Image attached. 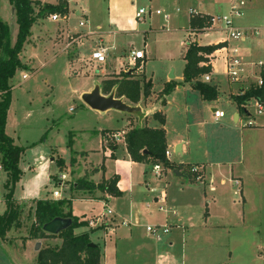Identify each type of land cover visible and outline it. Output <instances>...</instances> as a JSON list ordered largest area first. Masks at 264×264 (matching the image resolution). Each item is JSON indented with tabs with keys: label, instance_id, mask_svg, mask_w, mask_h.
I'll list each match as a JSON object with an SVG mask.
<instances>
[{
	"label": "rangeland",
	"instance_id": "1",
	"mask_svg": "<svg viewBox=\"0 0 264 264\" xmlns=\"http://www.w3.org/2000/svg\"><path fill=\"white\" fill-rule=\"evenodd\" d=\"M31 1L38 2L40 5L42 4L39 0ZM102 1L85 0L81 2L80 0H74V3L71 2L70 7L75 8L76 4L77 6L83 7L85 4L91 8V11L87 14L88 21L84 27H79L78 22H83L87 19L83 18L80 20L73 17L69 20L68 31L63 29V34L58 29H53L54 25L47 24L50 23L47 18L38 19L33 25L35 27H32L33 32L30 33V36L36 34L38 28L42 26L43 34L38 40V42L42 43L34 48L30 43L32 39L29 37L28 44L26 43L24 45L20 54L21 63L28 70L18 71L10 81L12 98L7 120V129L5 131L6 135L14 140V145L25 149L19 163L21 177L19 182L16 183L13 192L14 197L18 200L28 198L42 199L45 197L46 192L51 191L52 188L46 182L47 176L55 172V166L50 164V151L51 149H55L67 161L69 159V152L66 146L69 133L72 136L74 135L73 137L71 136V139L73 138L74 141L73 151H84L88 153L92 162L96 165L102 161L101 154L97 152L99 150L98 140L95 137L86 138L80 135L79 131L89 128H95L96 130L97 128H111L114 130L124 128L123 130L126 131L129 128L126 126V117H121L116 113H108L104 117H99L89 110L81 109V107L85 106L80 100V96L84 90L99 82L98 78L101 77L99 72L103 73L104 71L107 73L99 83L100 88L103 83L120 80L124 71H126L127 75L133 74L134 79L141 83L148 80L150 82L152 81L151 83H154L155 88L152 87L145 98L141 97L137 105H131L125 100L122 101L131 107H161V102L165 100L162 93L163 89L159 90L162 82L171 73H174L178 78L181 77L183 68L181 55L183 52L182 47L185 46L187 39L186 28H188L191 17H196L191 16L189 11L193 9L198 12L200 10L198 5L201 3L206 5L208 2L216 3L222 1L224 4L228 3V6H230V0H133L129 2L130 11L134 8L136 12L139 9H143L146 11V14L141 20L137 21L134 13L131 14L130 12L129 15L127 14L122 17L121 20L124 21V24L120 28L119 26H110L109 16L104 11ZM48 2L54 4L55 0H48ZM246 2L247 4L242 17L234 20L236 27H238L237 24L254 18L255 16L264 17V0H250V2L246 0ZM0 8L4 9V11L7 8L5 13H2V17L10 28L12 42L14 43L17 26L15 21L12 22L10 19L11 13L8 1L0 0ZM37 9L35 7V12ZM209 10L211 13L215 12L213 9ZM156 11H159L160 15H156ZM210 11L207 12L210 13ZM60 17L57 15V21L53 23L58 24ZM97 25L100 26L101 32H114L115 34L114 37L110 36L107 39L108 44L115 46L114 50L111 51V57L108 56L106 62L101 65L93 62L90 57L91 53L100 46L95 48L92 42L85 41L83 43V39L86 37L82 34L90 32L96 33L95 27ZM258 25L261 24L259 23ZM204 28L189 27L188 33L193 35L206 33L198 37L200 43L203 45H208V43L215 42L220 38V34L208 33L212 31H204ZM57 43L61 47L58 51L76 50L77 54H71L69 58L71 61L70 64H68L67 53H63L53 62L45 64L53 51H56ZM123 50L127 52L129 50L142 51L144 54V64L139 63L138 68L137 62H133L132 65L129 63L122 64V67L117 69L124 59L118 58L117 56L116 58L114 57ZM31 67L35 70H32ZM112 67L117 70H111ZM37 68L39 70L34 73ZM23 76L27 77L26 81L23 80ZM251 83H253V80L248 78L240 81L237 85L240 86V90L246 91ZM221 92H223L222 89ZM223 97L224 94L221 93L220 102L217 107L229 119L230 114L233 112V107ZM199 103L200 98L198 94L189 90H174L170 94L167 98V105L165 106L166 128L170 136L182 132L179 131V128L185 122L183 120L184 116L188 118L189 124L195 122V117L203 116L207 121L205 129L208 133L218 129V126L211 120L212 113L209 109H202L201 112L197 111L196 107H202ZM187 106L192 107L191 112L184 110V107ZM245 109L250 116L255 118V121L260 122L264 120V114L261 116L256 114L254 103H250ZM240 115L241 119H243L244 114L240 113ZM132 118V116L129 118L130 122H132ZM245 118H247L246 115ZM250 120L253 119L251 118ZM232 125L235 127L234 123ZM120 133L106 134L105 138L111 141V143L117 144V140H121L123 135V132ZM44 135V140H42ZM260 139L263 140V137ZM169 142L172 145V141L169 140ZM244 143L241 157L243 164L240 166V170L244 169L248 172V176H243L244 179L242 178L244 190L246 189L248 194L253 197L257 207L256 213L254 216L249 217L250 219L246 221L245 225L246 227L250 226L252 228L253 234L241 232L239 231L241 228L234 227L230 230L229 241H224V245L229 244L230 259H225L226 254H224V257H221V254L218 256L216 252L214 255L207 251H200L191 253L187 264H210L221 261L223 258L228 262L226 264H264V173L262 170L264 168V147L260 146L252 149L246 143V139ZM52 157L54 158V164L61 159L54 154H52ZM127 160L126 156L123 160L119 152L115 160L117 164L115 165L111 162L109 163V167L114 168L118 165L119 170H121V168H124L122 167L123 163H126ZM152 167L153 165H146L147 171L150 172ZM70 169L63 161V165L58 174L67 173L68 180L59 189H68L74 196L77 193L78 195L76 194V196L79 197L82 194H80L81 190L76 189V185L84 180L81 181V178L71 176L70 173L78 171L77 169H74V171ZM49 179V182H54L55 185L59 182L57 175L49 176ZM152 179L153 181L151 186H149V192L151 193L153 189H155V192L160 191V186L158 185H160L161 180L155 176ZM153 182L158 185L153 186ZM4 184L5 175L0 171V215L5 210ZM234 190V188L227 185L224 190L225 192H223L226 194L224 200L231 206L232 213L234 211L232 203L237 200L233 196ZM47 198L52 197L48 194ZM93 208L95 211L102 213L99 205H93ZM110 208L114 211L112 206ZM89 212L84 214H89ZM75 214L79 216L82 212L77 211ZM105 221L103 217H100L98 225L105 228L103 226ZM96 223L94 222V225ZM119 226L117 235L114 234L112 237L107 236L104 242L102 240L100 243L101 264H156V261L161 264L162 259H158L159 256L157 257V253L162 255L168 252L171 254L172 259L178 260V262L180 261L179 250L177 248L166 250L164 249V241L157 246L153 239L137 240L130 243L126 240H121L118 244V251L115 252L114 244L118 238H123L122 235L125 232V227H122L120 224ZM252 240H255L258 246L255 252L250 251L247 246ZM40 242V249L60 245L59 239L47 238ZM33 248V246L24 245V242L20 240L7 242L3 246L4 250L2 251L0 249V264H35L36 254Z\"/></svg>",
	"mask_w": 264,
	"mask_h": 264
},
{
	"label": "crops",
	"instance_id": "2",
	"mask_svg": "<svg viewBox=\"0 0 264 264\" xmlns=\"http://www.w3.org/2000/svg\"><path fill=\"white\" fill-rule=\"evenodd\" d=\"M39 1L42 4L57 5L60 0H55L54 4L48 2V0ZM65 1L67 3L69 13L66 16L60 17L58 24H54L53 22L51 23L49 18H47L50 21V23L47 24L54 25L53 29H58L61 33L64 31L63 29H66V31H68L69 20L73 17L80 20L85 18L87 19L85 21L87 24V14L91 11V8L88 5L84 4L82 7L77 6L76 4L75 8H73L70 7V3L74 0ZM80 1L83 2L85 0ZM131 1L133 0L102 1L104 11H106L109 16L110 26H119L121 28L124 24V21L121 20L122 17L127 14L129 15L130 12L131 14L134 13L135 16V14L137 13L136 9L134 8L132 9V11H130L129 9V2ZM198 6L200 10L198 12L195 10L194 11L197 14L203 16H216L219 14L224 15V13H228L230 9L228 3L224 4L222 1L216 3L208 2L206 3V5L201 3ZM6 9L7 8H5V11ZM9 9L11 13L10 19L13 22L15 21V19L12 7L10 5ZM209 9H213L215 12L211 13ZM5 11L4 9L0 8V18L3 22L7 24V22L2 17V13H5ZM207 11H210V13ZM259 23L261 25H258ZM189 26L190 23L188 25V28H186V44L189 41L195 42L199 46L218 45L222 43L226 38L225 34L222 32H208L214 33L215 35L220 34V38L215 42L208 43V45H203L200 43V39L198 37L206 33L194 35L188 33ZM237 26L238 28L245 30L254 27L261 28L264 27V17L255 16L254 18L248 19L247 21L237 24ZM95 30L96 33H82L84 37H86L83 39V43L87 41L92 42L95 48H97L98 46L104 47L105 49H107V58L108 56L111 57V51L114 50L115 46H113L112 44H108L107 39H109L110 36L114 37V32H101V28L99 25L95 27ZM32 32L33 28H31L30 33ZM36 34L30 36L32 41L29 38L31 45L34 48H36L38 45H40V43H42L38 42V40L43 34L42 26L38 28V32ZM11 43H13L12 33ZM186 44L182 47L183 52L181 55V59L185 52ZM229 44L240 50V55L243 61L244 74H246L254 82L257 78L258 71L256 65L258 63H262L264 70V39L250 38L244 41L230 42ZM58 46L59 45L57 43L56 51H53V53L50 55L48 61H46L45 64L53 62L63 53H67L68 64H70L71 61L69 60V58L71 54H77L76 50L74 49L73 51L70 50L71 52H62V50L58 51V49L61 48L60 46ZM132 51L134 50H129L128 52L123 50L122 52H119L115 55L114 58H116L117 56L118 58L120 57L124 59V61L120 64L117 69L121 68L122 64H133V61L130 60V53ZM209 62L211 65V76L209 84L217 88L218 99L216 101L203 102L199 94L193 91L188 84L177 86L176 88H174V90H189L198 94L200 98L199 104L202 107H196V109L198 112H201L202 109H209V111L212 113V122H214L215 125L218 126V129L214 130V132L208 133L206 131L205 127L207 126V121L203 116L195 117V122L191 124H189L188 118L184 116L183 120L185 122L179 128V131L182 132L174 134L173 136H170L167 133L165 106L167 105V98L174 90L168 96H164V107H140L142 114L139 117L121 114L115 111L98 113L96 111L90 110L84 105L85 107H81L82 110H89L94 115L99 117H104L108 113H116L121 117H126V126H128L129 128H127L126 131L123 130L124 128L121 130H114L111 128H97L96 130L95 128H89L87 130L79 131L80 135L86 138L95 137L98 140L97 142L99 150L97 152L101 154V163L95 165L92 162L90 155L84 151H73L74 141L72 138L71 148H68L66 146L69 152V159L67 161L64 160L62 155L55 149H51L50 151V164H53V166H55V172L47 176L46 182L52 188L51 191L46 192L45 197L42 199L28 198L18 200L13 195L14 199L19 203L29 204H32L34 201L37 200L47 199H64L70 201L72 215L76 217L79 221H84L87 223L86 226L75 229L73 234L76 236L84 233L88 234L90 241L93 244L98 245L99 248H101L100 243L102 242V240L104 242V239L107 236L112 237V235L114 234L117 235V232L120 228V224L122 227H125V232L122 235L123 238L120 237L115 242V252L118 251V244L121 240H126L130 243L132 241L137 240L142 241L153 239L157 246L162 241H164V249L166 250H172L175 248L179 250V262L178 260L176 261L172 259V256L171 254H169V252L164 253L162 255L157 253V257L159 256L158 259H162L161 264H187L189 260V255L191 253L193 254L200 251H207L209 253H213L214 255L216 252L218 253V256L221 254V257H224V254H226L225 259H230L231 255L229 253V244L224 245V241H229L230 230L234 227H237L241 228L239 230L241 232H249V234H253L252 228L250 226L246 227L245 223L246 221H248V219H250V216H254L257 207L255 201L253 200V197L248 194L246 189L244 190L243 176L247 177L248 172L244 169L240 170V166H242L243 164L241 162L243 160L241 159V157L243 153L245 139L246 143L251 146L252 149H256L260 146L264 147V120L257 122L255 121V118H253V116H250V119H253L251 120L252 125L248 127L245 126V114L243 113L244 117L243 119H241V115L238 112L236 105L231 100V97L235 96L236 94H238L237 92L240 91V86L237 84H230L224 76L225 67L221 54L214 52L209 58ZM183 68L181 71L180 78L176 77L173 73V79H169L168 76L166 80L162 82L161 86L159 87V90H162L164 86L167 83H170L171 81L177 84H182ZM31 69L35 70L33 69V67H31ZM117 69L113 67L111 68V70ZM38 70L39 68H37L34 73H36ZM124 73H126V71H124ZM106 74L107 73H105L104 71L103 73L99 72V75L101 77L98 78V83L103 80L102 77ZM152 85V87L155 88L154 83H152ZM92 87L93 86L91 85L87 90H84L82 94L89 92ZM221 89L223 92H221ZM221 93L224 94L223 98L227 100L229 104L233 107V112L232 114H230L229 119L226 118V114H224V117L222 119L216 121L213 117V113L215 110H220L217 106L220 102ZM121 99L125 100L124 98ZM184 110L186 112H191L192 107H184ZM156 112H161L164 115L165 123L163 129L165 131L167 150L171 151L172 153L169 161L175 166V168L173 170H164L161 177L159 178V180H161L160 185L155 184L153 182V186H160V191L155 192V189H153V191H151L150 193L149 186H151L152 184V177L154 176V174L151 173L152 170L149 172L146 169V165H148L149 163L132 162L129 155L127 154L123 137H121V140H117V144L114 143L116 145V148L112 149L110 148V146L114 144L112 143L110 145L108 139H106L105 136L106 134L111 135L113 133L121 134L120 132H123L124 135L125 132L137 126L141 127L146 125L151 128H156L158 124L152 120V115ZM74 113H76V111H74ZM8 114L9 110L7 113V120ZM131 116L133 117L132 122H130L129 120ZM7 120L5 131L7 129ZM231 122L232 124L234 123L235 127H233ZM71 136L72 134L69 133L68 138ZM261 137H263V140L260 139ZM169 140L172 141V145L170 144ZM176 149L178 153L175 152ZM119 152L122 155L123 160L125 156L128 159L126 163H123L122 167L124 168H121V170H119L118 165L114 168H110L109 163L113 162L115 165L117 164L115 160L117 159V155ZM52 154H54L55 156H59L61 158L60 160L62 162L64 161L65 165L68 166V168H71L70 170L74 171V169H77L78 172L74 171V173H70V175L81 178V181L84 180L94 185H98L103 180H109L112 177H116V189L119 192V196L113 197L109 196L106 193L94 190L91 193L81 191L80 194L82 195L78 197L76 196V192L74 196L72 192L68 191V189L60 190V186L65 184L66 180H68L67 173L58 174L60 168L57 163L54 164V158L52 157ZM191 167L199 168V172L202 176V179L199 182L195 180L196 175L190 172ZM255 167L258 168L257 166ZM262 170L264 173V168ZM0 171L3 172L1 168ZM174 171H176L180 176H176L174 174ZM4 175L6 180V174L4 173ZM56 175L59 180L57 185H55L54 182H49V176ZM61 175L65 176V180L63 182H61L60 180ZM233 181L239 182L240 186H234ZM227 185L235 189L233 191V196L237 198V200L232 203L234 210L233 213L231 212V206L228 204V202H225L224 200L226 194H224L223 192H225L224 190ZM55 191L59 193V198L57 199L53 198V192ZM48 194H50L53 199L47 198ZM93 205H99L102 209V213H100L99 211H95ZM110 206L113 207L114 211L110 208ZM160 208L162 209V211L160 210ZM106 209H109L112 213L106 214ZM77 211H81L82 214L79 216L76 215L75 212ZM88 212L89 214H84ZM100 217H103L106 220L103 225L105 228H102L98 225ZM94 222L97 223L94 225ZM89 223H92V225H90ZM151 225L166 226L168 228V233L162 236L163 239L161 237L159 240H156L149 236L145 231V227ZM20 236L21 235L15 236L17 238L15 240H19ZM36 243H40L41 247L40 241H26L24 245H28L31 247L33 246L35 248ZM247 246L249 247V250L253 252H255L258 247L255 243V240L249 242ZM34 248L33 251L37 255L38 251H35ZM0 249L2 251L4 250L1 245ZM225 259L223 258L221 261L213 262L210 264H226L228 262H226ZM157 263L159 264V262L156 261V264Z\"/></svg>",
	"mask_w": 264,
	"mask_h": 264
},
{
	"label": "trees",
	"instance_id": "3",
	"mask_svg": "<svg viewBox=\"0 0 264 264\" xmlns=\"http://www.w3.org/2000/svg\"><path fill=\"white\" fill-rule=\"evenodd\" d=\"M12 7L17 32L14 43H11L9 26L0 18V168L6 174L5 188V212L0 216V245L3 247L7 242L19 240L42 241L43 239H59L61 243L56 247L40 249L36 255L35 264H100L101 252L98 245L93 244L88 234L74 235L75 229L86 226V222L79 221L71 213L70 201L61 200H37L32 204L19 203L13 197L14 187L19 182L21 171L19 163L25 149L15 146L13 140L5 133L7 113L11 105L12 86L11 79L18 71H27V67L21 63L20 54L27 43L32 26L38 19H46L51 15L66 16L68 7L65 0H60L57 5L41 4L31 0H7ZM35 7L37 11L35 12ZM209 23V16L199 15L191 17L190 28H204ZM222 47L221 44L211 46H199L195 42H187L182 60L184 68L182 72V84L167 83L162 93L168 96L174 88L188 84L197 92L203 102H214L218 99L217 88L202 81V77L211 73V67L207 65L211 55ZM139 63L137 61V68ZM120 80L103 83L101 91L103 95H109L115 88V98H124L129 104L137 105L141 97L145 98L152 89L150 80L140 82L134 79V75L122 73ZM239 113L249 115L245 109L250 100H257L264 106V79L262 86L250 85L246 91L240 90L231 97ZM161 106H165L164 100ZM152 120L158 126L151 128L146 125L134 127L128 130L122 137L124 145L132 162L149 163L153 166L162 165L164 170H173L175 166L165 158L167 144L165 139L164 115L156 112ZM45 135L42 137L44 140ZM111 145V141H108ZM114 144V143H113ZM72 139L68 138L67 147L71 148ZM110 148H116L111 145ZM146 151V154L143 152ZM59 168L63 165L57 161ZM117 178L103 180L94 185L87 181L77 183L76 189L91 193L97 190L109 196H119L116 189ZM68 219L71 221L69 228L58 235H48L42 231V227L54 219ZM15 235V236H13Z\"/></svg>",
	"mask_w": 264,
	"mask_h": 264
},
{
	"label": "built area",
	"instance_id": "4",
	"mask_svg": "<svg viewBox=\"0 0 264 264\" xmlns=\"http://www.w3.org/2000/svg\"><path fill=\"white\" fill-rule=\"evenodd\" d=\"M246 0H230V9L228 13L224 15H216V16H209V23L204 28V31H212V32H222L225 34L226 38L225 40L220 43L224 44L220 49L215 51V53H219L222 55V59L224 61V76L228 80L230 84H237L240 81H244L248 79L249 77L244 74V69H243V61L240 55V50L236 47L231 46L229 43L230 42H239V41H244L246 39L250 38H263L264 39V27L258 28H250V29H240L234 25V20L237 18L242 17L244 8L246 7ZM191 16H199L194 10L189 11ZM146 14V11L143 9H139L137 13L135 14V19L137 21L141 20L143 16ZM156 15H160L159 11H156ZM49 20L52 22L57 21V15H51L49 17ZM85 21H80L78 23L79 27H82L85 25ZM72 39V38H70ZM91 60L95 62L96 64H104L107 60V49L104 47H98L96 50H94L91 55ZM144 59V54L142 51H132L130 53V60L133 62L136 61H143ZM207 65H210V62L207 63ZM258 71H257V78L255 82L249 84L254 85L256 87L262 86V71H263V64L258 63L257 65ZM210 76L211 73L204 75L202 77V81L205 83L210 82ZM23 80H26L27 77L23 76ZM250 103H254V107L256 109V114L258 116H261L264 114V106L258 102L257 100H250L246 106L248 107ZM247 111V110H246ZM248 113V112H247ZM247 116V115H246ZM214 119L220 120L224 117V112L220 110H215L213 113ZM248 118V119H247ZM247 121L245 126H251L252 121L250 120V115L247 116ZM115 138V137H114ZM171 151L167 150L165 152V158L169 161L171 157ZM164 171V168L160 164H156L152 167V172L155 177L160 178L162 173ZM190 172L192 174L196 175V181H200L202 179L201 173L199 172L198 167H191ZM60 180L64 181L65 176L61 175ZM234 186L239 187V182L233 181ZM53 198L57 199L59 198V193L57 191L53 192ZM162 211V209L160 208ZM106 214H111L112 212L109 209H106ZM92 225V223H89ZM146 233L151 236L152 238L159 240L162 235H165L168 233V228L166 226H146L145 227Z\"/></svg>",
	"mask_w": 264,
	"mask_h": 264
},
{
	"label": "water",
	"instance_id": "5",
	"mask_svg": "<svg viewBox=\"0 0 264 264\" xmlns=\"http://www.w3.org/2000/svg\"><path fill=\"white\" fill-rule=\"evenodd\" d=\"M173 74L169 75V79H173ZM261 78L264 79V70L262 71ZM82 103L92 111L98 113H105L108 111H115L121 114L133 115L139 117L142 112L140 107H131L125 104L122 100L115 98V89L111 91L109 95H103L99 83L93 84L92 89L80 96ZM177 152V149L175 151ZM146 154V151L143 152ZM176 176H180L176 171H174ZM71 225V221L68 219H54L51 222L45 224L42 227V231L48 235H58L63 232ZM94 244H90L89 247H94ZM40 243L35 244V251H39Z\"/></svg>",
	"mask_w": 264,
	"mask_h": 264
}]
</instances>
